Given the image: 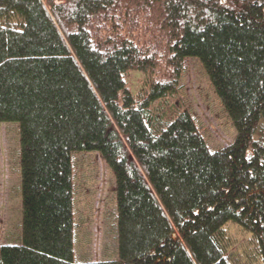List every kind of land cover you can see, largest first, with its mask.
<instances>
[{
    "label": "trees",
    "instance_id": "1",
    "mask_svg": "<svg viewBox=\"0 0 264 264\" xmlns=\"http://www.w3.org/2000/svg\"><path fill=\"white\" fill-rule=\"evenodd\" d=\"M150 13L137 104L154 58L102 31ZM228 224L264 264V0H0V264H230Z\"/></svg>",
    "mask_w": 264,
    "mask_h": 264
},
{
    "label": "rangeland",
    "instance_id": "2",
    "mask_svg": "<svg viewBox=\"0 0 264 264\" xmlns=\"http://www.w3.org/2000/svg\"><path fill=\"white\" fill-rule=\"evenodd\" d=\"M60 2L61 0H56ZM154 12V10H153ZM115 27L107 25L102 31L103 36L112 41L126 39L134 43L145 55L154 58L155 65L148 71L130 70L123 76L127 91L138 104L143 101L150 90L151 84L168 79L170 68L167 65V48L169 46L166 35L160 30L157 18L153 13L141 14L137 22L128 20L115 22ZM182 109L174 96L168 95L154 102L149 109L150 124L162 126L174 120ZM223 244L226 248V258L230 264H261L255 250V241L246 232L228 224L222 233Z\"/></svg>",
    "mask_w": 264,
    "mask_h": 264
}]
</instances>
